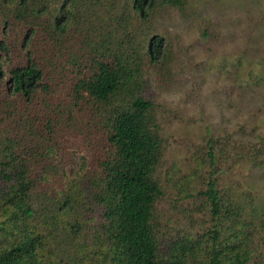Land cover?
<instances>
[{
  "label": "trees",
  "instance_id": "16d2710c",
  "mask_svg": "<svg viewBox=\"0 0 264 264\" xmlns=\"http://www.w3.org/2000/svg\"><path fill=\"white\" fill-rule=\"evenodd\" d=\"M187 4L0 0V264H253L211 138L197 195L212 226L198 242L159 239L166 141L148 76L167 85L172 70L155 14Z\"/></svg>",
  "mask_w": 264,
  "mask_h": 264
},
{
  "label": "rangeland",
  "instance_id": "374dc122",
  "mask_svg": "<svg viewBox=\"0 0 264 264\" xmlns=\"http://www.w3.org/2000/svg\"><path fill=\"white\" fill-rule=\"evenodd\" d=\"M154 25L172 70L167 85L148 76L166 141L165 194L156 213L162 247L198 242L212 226L197 195L211 173V138L220 189L245 207L257 252L253 264H264V159L256 166L250 158L264 145V0H188L186 15L160 6ZM85 154L93 160L94 152Z\"/></svg>",
  "mask_w": 264,
  "mask_h": 264
}]
</instances>
